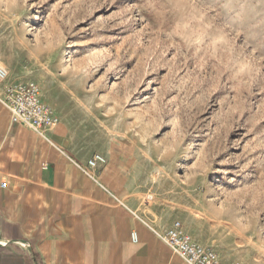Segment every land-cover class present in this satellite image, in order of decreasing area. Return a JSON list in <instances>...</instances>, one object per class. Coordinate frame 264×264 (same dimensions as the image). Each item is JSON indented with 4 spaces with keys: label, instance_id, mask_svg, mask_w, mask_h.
<instances>
[{
    "label": "rangeland",
    "instance_id": "374dc122",
    "mask_svg": "<svg viewBox=\"0 0 264 264\" xmlns=\"http://www.w3.org/2000/svg\"><path fill=\"white\" fill-rule=\"evenodd\" d=\"M0 63L155 220L264 264V0H0Z\"/></svg>",
    "mask_w": 264,
    "mask_h": 264
},
{
    "label": "crops",
    "instance_id": "0c3cea01",
    "mask_svg": "<svg viewBox=\"0 0 264 264\" xmlns=\"http://www.w3.org/2000/svg\"><path fill=\"white\" fill-rule=\"evenodd\" d=\"M69 133L62 120L42 137L0 101V264H186L140 217L181 220H155Z\"/></svg>",
    "mask_w": 264,
    "mask_h": 264
},
{
    "label": "built area",
    "instance_id": "2783aa9c",
    "mask_svg": "<svg viewBox=\"0 0 264 264\" xmlns=\"http://www.w3.org/2000/svg\"><path fill=\"white\" fill-rule=\"evenodd\" d=\"M8 77V69L0 63V85H4L0 101L8 108L12 123L24 125L38 132L42 137H47V130L54 128L60 122L57 112L43 101L40 87L36 82H7ZM105 162L106 159L102 154L95 153L89 159L88 165L96 168ZM140 219L186 264H231L224 262L213 247L196 240L181 221H176L172 226L160 230L154 227V220L149 222L141 217ZM132 238L137 240L136 232L132 233Z\"/></svg>",
    "mask_w": 264,
    "mask_h": 264
},
{
    "label": "bare ground",
    "instance_id": "6f19581e",
    "mask_svg": "<svg viewBox=\"0 0 264 264\" xmlns=\"http://www.w3.org/2000/svg\"><path fill=\"white\" fill-rule=\"evenodd\" d=\"M59 124H60V122H59ZM59 124H58V125H59ZM58 125H56V126H58Z\"/></svg>",
    "mask_w": 264,
    "mask_h": 264
}]
</instances>
